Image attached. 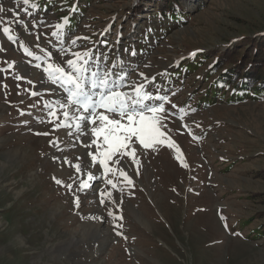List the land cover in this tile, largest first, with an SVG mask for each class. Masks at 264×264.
Instances as JSON below:
<instances>
[{
    "label": "rangeland",
    "instance_id": "obj_1",
    "mask_svg": "<svg viewBox=\"0 0 264 264\" xmlns=\"http://www.w3.org/2000/svg\"><path fill=\"white\" fill-rule=\"evenodd\" d=\"M148 1L74 0L84 10L66 26L71 10L0 0V264H264V95L203 99L236 42L264 31V0H182L187 20L139 54L133 44L160 21ZM74 53L168 98L169 140L134 144L139 165L117 154L105 172L89 136L56 127L75 121L43 67Z\"/></svg>",
    "mask_w": 264,
    "mask_h": 264
},
{
    "label": "snow or ice",
    "instance_id": "obj_2",
    "mask_svg": "<svg viewBox=\"0 0 264 264\" xmlns=\"http://www.w3.org/2000/svg\"><path fill=\"white\" fill-rule=\"evenodd\" d=\"M28 2L29 0H24L25 4ZM0 11H4V9L0 7ZM25 11L27 12V9ZM65 22H67V18H65ZM3 31L9 33L10 29L3 28ZM9 39L15 41L16 38L9 35ZM24 51L29 56L34 55L28 48H25ZM73 55L75 59H67L62 62L66 67L54 66L52 63L43 67L51 82L65 94L63 101L55 102L59 109H64L63 117L66 121H75L74 124H58L56 127L74 128L76 133L89 136L90 142L84 147L96 146L97 151L94 154L89 153L91 160L95 162L99 158V163L103 165L105 172L113 171L108 162L117 154L120 157L130 156L139 165L140 161L136 158L134 144L138 143L144 149H151L155 145L169 140L162 130L166 127L164 123L166 117L163 116L164 104L158 103L166 101L168 98L153 96L143 84L135 82L128 84L127 73L117 75L111 71H101L98 67L96 70H92L88 66L90 57L83 59L78 53ZM13 64H10L9 67H12ZM36 66L42 67L41 65ZM3 71H7V69H3ZM140 75L143 76V73ZM32 94L37 95L36 92ZM50 115L56 116V113L52 112ZM68 134L72 135V132L69 131ZM173 144L174 142L169 146L171 147ZM179 158L178 156L177 159ZM116 163H119V159L116 160ZM185 166L187 165L185 164ZM74 167L77 172L81 171L79 163ZM87 175L88 179L80 185L81 191L90 187L89 181L95 179L91 173ZM121 175L126 177L129 184L133 183L126 173L121 172ZM56 182L61 183L59 180ZM108 182L112 183V181ZM120 219L123 217L121 216Z\"/></svg>",
    "mask_w": 264,
    "mask_h": 264
},
{
    "label": "trees",
    "instance_id": "obj_3",
    "mask_svg": "<svg viewBox=\"0 0 264 264\" xmlns=\"http://www.w3.org/2000/svg\"><path fill=\"white\" fill-rule=\"evenodd\" d=\"M35 8L39 9V13L45 14L46 10L53 5L55 0H33ZM74 0H65L59 4H54V11L62 13L63 9L71 10L64 14L63 21L67 18L64 24L73 26L76 24L77 16L84 10L83 4H76ZM82 1V0H81ZM87 2L90 0H86ZM150 1V3H149ZM148 3L153 7V15L159 17L158 24H152L146 28L145 34L140 35L137 41L133 44V50L138 53L148 52L153 45L150 44L149 38L156 40L163 38L168 32L169 25L184 23L189 14L184 7L182 0H149ZM56 5V6H55ZM140 10V11H139ZM137 12H142V6ZM154 21V20H153ZM170 22V24H169ZM240 46H244V52L239 55ZM251 45V46H250ZM249 46V47H248ZM234 47V46H233ZM248 47V48H247ZM250 49V51H246ZM232 62L229 67L222 68L219 65L218 69L211 72L217 73L221 71L209 84L207 96H203L204 101L212 103L215 97H224L223 91L230 90L229 98L231 101H241L248 98H260L264 95V31L252 37H246L236 42V47L233 49ZM194 63V62H193ZM191 63L185 64V69L191 67ZM194 64L192 67H195ZM177 77L173 73L169 79ZM223 99V98H222ZM260 231L264 235V224H260Z\"/></svg>",
    "mask_w": 264,
    "mask_h": 264
},
{
    "label": "bare ground",
    "instance_id": "obj_4",
    "mask_svg": "<svg viewBox=\"0 0 264 264\" xmlns=\"http://www.w3.org/2000/svg\"><path fill=\"white\" fill-rule=\"evenodd\" d=\"M19 170V169H18ZM5 232V231H4ZM158 233V232H157ZM155 237V236H154ZM7 260V259H6Z\"/></svg>",
    "mask_w": 264,
    "mask_h": 264
}]
</instances>
